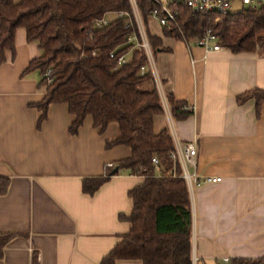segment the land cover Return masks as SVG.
Segmentation results:
<instances>
[{"label": "crops", "instance_id": "crops-1", "mask_svg": "<svg viewBox=\"0 0 264 264\" xmlns=\"http://www.w3.org/2000/svg\"><path fill=\"white\" fill-rule=\"evenodd\" d=\"M143 24L145 31L159 28L148 32L161 43L153 64L161 93L192 107L191 115L177 119L166 102L154 118V132L168 128L174 147L195 143L188 171L199 179L220 177L191 188L186 183L192 264L264 258V103L257 113L253 100L237 102L239 95L264 90V48L205 52L166 34L152 19ZM39 54L19 28L15 55L6 52L0 65V176L9 178L0 196V235L10 237L0 264H101L131 230L129 192L144 177L118 168L93 194L84 193L83 179L104 176L107 163L116 167L131 150L107 147L120 136L118 124L101 132L91 116L70 133L74 117L65 103L50 104L40 121L42 76L37 69L26 71Z\"/></svg>", "mask_w": 264, "mask_h": 264}, {"label": "trees", "instance_id": "trees-1", "mask_svg": "<svg viewBox=\"0 0 264 264\" xmlns=\"http://www.w3.org/2000/svg\"><path fill=\"white\" fill-rule=\"evenodd\" d=\"M147 27L151 0H135ZM122 12L102 28L93 26L96 19ZM130 22L129 27H125ZM164 28L166 34L194 43L211 29L221 47L234 53L264 48V8L243 7L230 12L216 23L213 14H193L188 8H177V25ZM22 28L27 42L37 44L40 54L31 60L26 71L37 69L39 86L45 88L40 121L52 103H65L74 120L70 133L76 134L87 116L103 132L110 123L118 124L120 136L107 147L124 145L130 157L117 162L143 182L129 192L132 210L128 216L131 230L102 260L115 264L118 259L140 260L142 264H192V212L186 182L181 169L170 158L174 149L168 128L159 133L153 129L154 118L164 112L157 84L143 50L127 41L130 34L139 39L130 0H0V65L6 52L15 55V33ZM89 29V33L87 30ZM148 30V29H147ZM153 52L160 39L147 31ZM164 50V49H162ZM114 51V57L110 53ZM130 59L118 64L117 57ZM50 69L49 78L44 73ZM174 118L192 114L184 111L186 103L166 97ZM253 100L256 112L264 103V90L254 89L237 97L238 104ZM158 159L157 167L152 159ZM115 168H106L104 176L85 178L82 190L93 194ZM9 186V178L0 176V196ZM0 235V257L8 243ZM230 264H264V258H235Z\"/></svg>", "mask_w": 264, "mask_h": 264}, {"label": "built area", "instance_id": "built-area-1", "mask_svg": "<svg viewBox=\"0 0 264 264\" xmlns=\"http://www.w3.org/2000/svg\"><path fill=\"white\" fill-rule=\"evenodd\" d=\"M154 4L153 9H151L149 16L150 19L157 22V24L164 28L171 27L170 25H177V8L180 6L188 8L193 14H213L214 20L219 21L223 16L230 13L232 3L237 1L243 7H263L264 0H151ZM132 12L134 11V19L138 29L139 39L136 35L130 34L127 37V41L134 43V47L143 50L146 58L147 64L141 67V73L150 70L154 76L157 84V89L162 101L163 106L166 105L167 99L161 93V82L159 81L156 71L152 62L153 51L148 42L147 34L143 26L142 18L139 13V9L135 0H130ZM124 14L122 12L115 13L116 17H122ZM110 16H103L100 19H96L93 22V26L96 28H102L107 25L111 18ZM130 22L126 23L125 27H129ZM89 33V29L87 30ZM195 45L204 49L205 52L219 51L222 47L218 43L215 35L212 33L211 29L206 30L203 36L197 39ZM114 51L110 53L111 57H114ZM130 59L128 54H121L117 57L118 64L126 63ZM50 69L44 73V77L49 78ZM165 107V106H164ZM184 111H191L192 107L188 104L183 105ZM197 154L196 145L193 142H186L183 144H178L170 151V158L175 164H178L181 169V177L184 178L188 186L191 188L192 184L200 185L207 182H217L220 181V177H205L199 179L195 174H191L187 169V164L194 165V158ZM154 166L157 167L158 159L154 157L152 159ZM112 163H107L106 168H112Z\"/></svg>", "mask_w": 264, "mask_h": 264}, {"label": "rangeland", "instance_id": "rangeland-1", "mask_svg": "<svg viewBox=\"0 0 264 264\" xmlns=\"http://www.w3.org/2000/svg\"><path fill=\"white\" fill-rule=\"evenodd\" d=\"M136 2V1H135ZM243 8V6L239 3V2H237V1H235V2H233L232 3V6H231V10H230V12H238V11H240L241 9ZM139 9V8H138ZM132 13H134V11L132 12ZM139 13H140V16H141V18H142V22L144 21L143 20V16H142V13H141V10L139 9ZM134 16V15H133ZM222 19V18H221ZM221 19L219 20V21H215L216 23H218V22H220L221 21ZM154 23V22H153ZM143 26H144V24H143ZM144 29H145V26H144ZM148 29V28H147ZM159 28H158V26H157V28L156 27H152V26H150L149 27V29H148V31H150V33L151 32H154V31H157ZM146 30V29H145ZM146 34H147V31H146ZM259 47H261V46H259ZM153 57H154V62H153V64H155V66H157V64H156V61H155V56H156V54H155V52H153ZM154 66V65H153Z\"/></svg>", "mask_w": 264, "mask_h": 264}, {"label": "water", "instance_id": "water-1", "mask_svg": "<svg viewBox=\"0 0 264 264\" xmlns=\"http://www.w3.org/2000/svg\"><path fill=\"white\" fill-rule=\"evenodd\" d=\"M117 171H118V167H115V168L112 170L111 174H114V173L117 172Z\"/></svg>", "mask_w": 264, "mask_h": 264}]
</instances>
